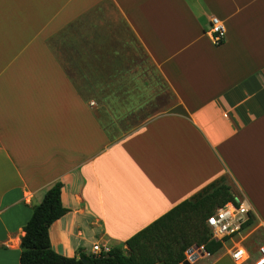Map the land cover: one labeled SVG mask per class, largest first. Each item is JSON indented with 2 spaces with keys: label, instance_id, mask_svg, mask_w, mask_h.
<instances>
[{
  "label": "crops",
  "instance_id": "1",
  "mask_svg": "<svg viewBox=\"0 0 264 264\" xmlns=\"http://www.w3.org/2000/svg\"><path fill=\"white\" fill-rule=\"evenodd\" d=\"M220 179L251 206L227 243L254 264L241 237L264 243V0H0V264H19L57 182L68 212L50 244L76 258L126 251ZM233 248L206 264H235Z\"/></svg>",
  "mask_w": 264,
  "mask_h": 264
},
{
  "label": "trees",
  "instance_id": "2",
  "mask_svg": "<svg viewBox=\"0 0 264 264\" xmlns=\"http://www.w3.org/2000/svg\"><path fill=\"white\" fill-rule=\"evenodd\" d=\"M220 179L211 183L187 201L157 219L125 242L126 251L113 249L106 254L66 258L56 254L50 244L49 230L68 212L61 202L60 182L55 183L34 207L29 222L23 227L19 264H180L184 259L174 258L172 246L163 242L170 237L184 250L192 246L202 248L208 255L222 249L221 243L210 240L206 220L211 214L235 198ZM217 207V208H216ZM250 217L246 227L252 225ZM182 262V263H183Z\"/></svg>",
  "mask_w": 264,
  "mask_h": 264
},
{
  "label": "built area",
  "instance_id": "3",
  "mask_svg": "<svg viewBox=\"0 0 264 264\" xmlns=\"http://www.w3.org/2000/svg\"><path fill=\"white\" fill-rule=\"evenodd\" d=\"M207 34L215 46H220L225 39L223 26L216 19L211 20ZM252 216L251 206L246 200L236 199L235 202H230L223 207L217 208L206 220L210 240L224 245L231 239L241 235ZM108 252L107 249L98 245L92 247L93 255L106 254ZM230 257L235 264H244L250 259V254L241 245H237L231 251ZM254 264H264V245L257 248Z\"/></svg>",
  "mask_w": 264,
  "mask_h": 264
},
{
  "label": "rangeland",
  "instance_id": "4",
  "mask_svg": "<svg viewBox=\"0 0 264 264\" xmlns=\"http://www.w3.org/2000/svg\"><path fill=\"white\" fill-rule=\"evenodd\" d=\"M223 185H225L229 189V193H231L233 198H236V199H239V200L242 199L241 194L239 193V191L236 189V187L232 184V182L229 179H226L225 182L223 183ZM249 234H250V232L243 233L241 238H245L246 239L245 240L246 245H248L250 247V249L252 250V252H253V254H252V259H253V258H255L257 248L259 246L263 245L264 243H261V241L263 240V237H262L261 234H257V235H254V236L253 235H249ZM239 240H240V238H239ZM163 242L172 246V251L174 253V258H177V256H180L182 259H184V261L188 259V256L186 254V252L188 250H184L180 245L174 244L170 237L165 238L163 240ZM224 246H223V248L221 249V251L218 254L216 253L214 255H209L210 257L208 256L207 253H205L203 251L202 248H196L195 246H192L190 249L194 250V253L199 254L198 259L193 264H206V261L212 260L213 257L226 256V255L229 254V250H231V248H233L234 244L229 242V243H227ZM250 260H251V255H250L249 261ZM182 262L180 264H182Z\"/></svg>",
  "mask_w": 264,
  "mask_h": 264
},
{
  "label": "water",
  "instance_id": "5",
  "mask_svg": "<svg viewBox=\"0 0 264 264\" xmlns=\"http://www.w3.org/2000/svg\"><path fill=\"white\" fill-rule=\"evenodd\" d=\"M188 259L185 260L182 264H193L199 257V254L194 253V250L190 249L186 252Z\"/></svg>",
  "mask_w": 264,
  "mask_h": 264
}]
</instances>
